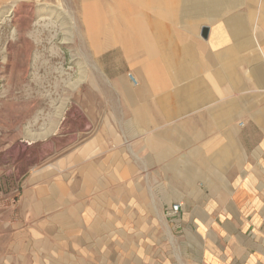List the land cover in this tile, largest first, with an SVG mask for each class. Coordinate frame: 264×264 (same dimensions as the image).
Instances as JSON below:
<instances>
[{
    "label": "rangeland",
    "instance_id": "rangeland-1",
    "mask_svg": "<svg viewBox=\"0 0 264 264\" xmlns=\"http://www.w3.org/2000/svg\"><path fill=\"white\" fill-rule=\"evenodd\" d=\"M107 1L134 15V5ZM186 2L171 30L192 75L155 87L140 52L83 38L79 0H0V264H134V251L162 233L171 203L230 206L205 197L232 191L213 166L233 155L226 128L235 157L262 135L264 99L245 104L264 95V0ZM47 9L57 21L46 24ZM245 42L252 46L237 69L244 89L225 93L230 81L216 82L207 56L215 61L223 47ZM201 77L219 99L188 98L202 96L197 83L188 89ZM168 91L173 101L157 99ZM231 99L242 112L217 124L213 110ZM226 151V161L215 160ZM78 238L79 249L70 244Z\"/></svg>",
    "mask_w": 264,
    "mask_h": 264
},
{
    "label": "crops",
    "instance_id": "crops-1",
    "mask_svg": "<svg viewBox=\"0 0 264 264\" xmlns=\"http://www.w3.org/2000/svg\"><path fill=\"white\" fill-rule=\"evenodd\" d=\"M260 128L259 141L244 156L239 151L233 156L237 154L235 142L226 133L233 155L221 165L213 164L222 184L232 191L226 197L208 192L205 199L225 200L230 206L195 203L185 210L176 201L182 203L180 211L174 217L165 215L162 233L148 238L143 252L134 251V264H264V119ZM226 159L227 151L215 158L219 163ZM140 238L135 236L134 241ZM71 242L80 248L81 240L77 245Z\"/></svg>",
    "mask_w": 264,
    "mask_h": 264
},
{
    "label": "bare ground",
    "instance_id": "bare-ground-1",
    "mask_svg": "<svg viewBox=\"0 0 264 264\" xmlns=\"http://www.w3.org/2000/svg\"><path fill=\"white\" fill-rule=\"evenodd\" d=\"M198 1L199 0H192L195 5ZM79 2L81 9L80 19L84 28L83 38H86L90 42L92 41L95 48L100 44V41L107 39L112 42H118L125 51L134 50L135 52L136 50V52H140L142 55V62L146 67H149V69L152 68L150 71L145 70L148 79L146 83L147 86L165 87L170 81L174 84L178 81H184L192 75V71L189 70L188 64V67H184V59L179 58L178 52L181 50H179L180 45L174 39L173 29L171 30V25H176L178 17H180L179 15L185 10L186 0H120L121 4L128 2L134 5V15H131L128 10H119L115 4L107 0H79ZM46 13L49 15L46 24L49 22L51 23V20L54 19L57 21L59 17L57 11L47 9ZM40 18H42V20L44 19L43 17ZM38 22L40 21H37V23ZM74 22L75 19L71 17V23ZM55 25L56 24H54V26ZM64 35L66 36L65 40L68 39V33L65 32ZM212 40L215 41V38L213 37ZM251 46L252 43L247 42H245V44H229L218 51L217 56H215L216 62L212 60L210 54L207 56V62L213 64L212 66L215 67L214 73L216 82L225 83L227 80L225 75H227L230 81L231 85H225L221 88L225 93L230 91L231 88L240 91L244 89L241 86L242 84L237 69L245 58V51L247 48H251ZM152 54H160L161 57H158L159 60L152 63L150 60ZM209 78L210 77H201L200 80H190L191 82L188 84V89L192 90L193 84L197 83L202 96L197 98L191 93V97L189 96L188 98H192L198 102H211L215 99H219L221 90L216 85H210L211 80H209ZM263 81L264 77L260 80L258 79L257 82L260 84ZM124 89L125 91L128 90L125 86ZM164 93H161V96H157V99L170 102L174 100L173 94L170 91ZM181 95L183 94L181 93ZM249 98H247V104H245V108L247 109L250 108L248 103L257 104L264 99V95L258 94L250 96ZM242 107L236 99H231L217 106L212 114L217 120V124L220 123V125L227 126L240 111L242 112ZM57 115L61 116V111H59ZM226 133L232 135L228 128H226ZM31 138L34 140L35 136ZM155 145L160 146L159 143Z\"/></svg>",
    "mask_w": 264,
    "mask_h": 264
},
{
    "label": "built area",
    "instance_id": "built-area-1",
    "mask_svg": "<svg viewBox=\"0 0 264 264\" xmlns=\"http://www.w3.org/2000/svg\"><path fill=\"white\" fill-rule=\"evenodd\" d=\"M181 207H182L181 202L172 203L169 207L166 208L165 213L168 217H174L180 211Z\"/></svg>",
    "mask_w": 264,
    "mask_h": 264
},
{
    "label": "water",
    "instance_id": "water-1",
    "mask_svg": "<svg viewBox=\"0 0 264 264\" xmlns=\"http://www.w3.org/2000/svg\"><path fill=\"white\" fill-rule=\"evenodd\" d=\"M207 33H208V28L207 27H203V29H202V36L203 37H206L207 36Z\"/></svg>",
    "mask_w": 264,
    "mask_h": 264
}]
</instances>
